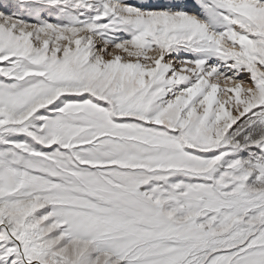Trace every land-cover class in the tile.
Returning <instances> with one entry per match:
<instances>
[{"label":"snow or ice","instance_id":"snow-or-ice-1","mask_svg":"<svg viewBox=\"0 0 264 264\" xmlns=\"http://www.w3.org/2000/svg\"><path fill=\"white\" fill-rule=\"evenodd\" d=\"M0 264H264V0H0Z\"/></svg>","mask_w":264,"mask_h":264}]
</instances>
